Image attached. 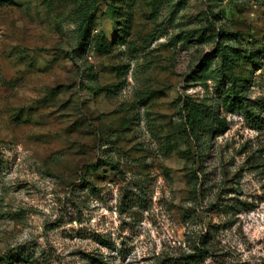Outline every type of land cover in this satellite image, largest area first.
Instances as JSON below:
<instances>
[{"label": "rangeland", "instance_id": "374dc122", "mask_svg": "<svg viewBox=\"0 0 264 264\" xmlns=\"http://www.w3.org/2000/svg\"><path fill=\"white\" fill-rule=\"evenodd\" d=\"M185 103L224 124L194 141ZM21 246L264 264V0H0V255Z\"/></svg>", "mask_w": 264, "mask_h": 264}, {"label": "trees", "instance_id": "16d2710c", "mask_svg": "<svg viewBox=\"0 0 264 264\" xmlns=\"http://www.w3.org/2000/svg\"><path fill=\"white\" fill-rule=\"evenodd\" d=\"M86 33L83 32L79 45L85 44L86 42ZM185 109L187 110V116H186V131L189 133L190 137L198 142L201 138V130H206L208 128V120L211 115H214L216 118V121H213V123H216V126H222L224 123L222 120L218 119V115L216 112L211 113V108L207 107H198L195 108L187 107V103H185ZM185 124V123H184ZM31 259L29 256L26 255L24 248L17 247L16 249H11L7 251L6 253L0 255V264H16L17 262H27L29 263Z\"/></svg>", "mask_w": 264, "mask_h": 264}]
</instances>
